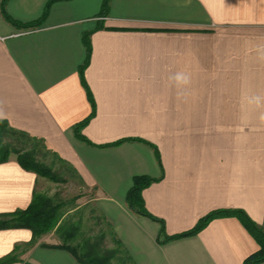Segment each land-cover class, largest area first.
I'll use <instances>...</instances> for the list:
<instances>
[{"label":"crops","instance_id":"1","mask_svg":"<svg viewBox=\"0 0 264 264\" xmlns=\"http://www.w3.org/2000/svg\"><path fill=\"white\" fill-rule=\"evenodd\" d=\"M0 0V121L42 141L92 194L135 264H243L258 245L234 216L158 243L160 223L132 211L134 175L167 235L217 209L264 229V125L244 97L264 94V0ZM89 32L86 57L83 35ZM191 83L178 98L169 76ZM90 92L94 112L88 98ZM88 118L80 132L73 126ZM121 138H141L155 145ZM43 180L15 154L0 162V218L25 209ZM58 237L0 228L1 264H80ZM259 264H264V261Z\"/></svg>","mask_w":264,"mask_h":264},{"label":"trees","instance_id":"2","mask_svg":"<svg viewBox=\"0 0 264 264\" xmlns=\"http://www.w3.org/2000/svg\"><path fill=\"white\" fill-rule=\"evenodd\" d=\"M54 1L56 0L47 1L43 14L39 20L27 24L19 23L16 20H13L3 9L2 14L6 20H8L13 25L21 26L22 28H29L39 24V22L47 14L50 4ZM108 2L109 0H103L100 15L106 14ZM83 43L86 50V57L83 64L79 67L78 73L80 75L81 81L84 84L83 70L88 63L90 55L89 32L83 35ZM87 94L92 106V112L90 113L91 117L94 112V102L89 91H87ZM87 120L88 118L75 124L72 130L77 138L86 143H90L89 140L80 132ZM4 138H11V140L14 139V142L19 146V148L13 145L10 141L4 142ZM130 140H137L150 144L141 138H121L114 141L113 143H110V145H117L124 141ZM32 141H39L42 143L41 140L30 136L23 131L12 129L6 124L5 121H0V162L5 161L9 154H15L18 163L24 169L31 170L37 175L46 177L51 181H56L57 177L51 168L42 164L34 157L33 147L26 149L24 146H22V144ZM150 145L154 148L156 158L159 161V152L156 146L152 144ZM43 146L46 148L44 144ZM51 153L56 156L53 152ZM57 159L66 164L59 157H57ZM158 179L159 178H152L147 175H134L132 177L131 186L125 195V201L132 211L136 212L137 214L147 216L160 223V231L157 237L158 243H164L175 238L194 234L203 228V226H205L206 223L212 218L221 216H234L240 220V222L252 235L258 245V248L254 252L250 253L244 258L243 264H259L260 262L264 261V229L262 226L252 221L241 209H217L211 211L205 216L201 217L189 230L173 235H167L164 231L163 221L155 218L145 209L141 196L142 189ZM3 217L8 218L0 220V228H28L32 232V237L40 236L54 229L60 240V243L52 246L66 249L76 258L80 264H110L111 258L115 256L116 253L121 254L118 256V260H120L122 264H135L122 243L115 237L114 233L112 232L111 224L105 221L101 216L99 217V222H102V224H104L109 229L108 231L111 235L110 242L114 244L112 249H103L101 247L102 241L105 239V233L102 230H100L99 235L94 238L82 235L79 233V226L63 219V212L60 211V205L58 203L52 202L48 196L35 191L32 194L29 205L25 209L14 211L12 213L3 215ZM9 260H11V257L3 259L0 261V264Z\"/></svg>","mask_w":264,"mask_h":264},{"label":"rangeland","instance_id":"3","mask_svg":"<svg viewBox=\"0 0 264 264\" xmlns=\"http://www.w3.org/2000/svg\"><path fill=\"white\" fill-rule=\"evenodd\" d=\"M6 141L12 142L13 145L19 148L14 142V139L4 138V142ZM22 146L26 149L33 147L34 157L42 164L49 166L57 177L56 181H51L46 177L40 176L43 180L37 184L34 191L46 195L52 202L58 203L60 205V211L63 212V219L79 226V233L82 235L94 238L102 230L105 233V239L102 241L101 247L103 249H112L114 244L110 242L111 235L109 234V229L102 222H99L100 215L91 203L92 194L86 191L81 185L74 171L68 165L59 161L39 141L27 142L22 144ZM7 218L3 217L0 220ZM50 233L52 237L57 236L55 230L52 229L40 236L32 237V240L34 241ZM120 255L116 253L111 258L110 264H122L118 260V256Z\"/></svg>","mask_w":264,"mask_h":264},{"label":"clouds","instance_id":"4","mask_svg":"<svg viewBox=\"0 0 264 264\" xmlns=\"http://www.w3.org/2000/svg\"><path fill=\"white\" fill-rule=\"evenodd\" d=\"M168 79L170 85L177 89L178 98L183 95V89L191 83L190 75L183 71L170 75ZM244 106L246 109L256 112L259 124L264 125V94L247 95L244 97Z\"/></svg>","mask_w":264,"mask_h":264}]
</instances>
